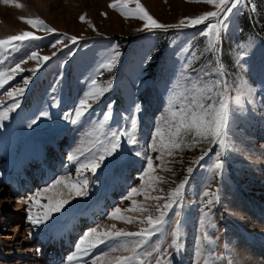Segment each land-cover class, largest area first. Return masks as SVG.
<instances>
[{
	"label": "rangeland",
	"instance_id": "1",
	"mask_svg": "<svg viewBox=\"0 0 264 264\" xmlns=\"http://www.w3.org/2000/svg\"><path fill=\"white\" fill-rule=\"evenodd\" d=\"M113 3L114 0H15L5 4L0 0V39L25 31L42 37L41 40L25 42L18 51L6 55L0 62V71L14 66L16 61L33 50H37L40 56L52 57L39 65L37 61H27L21 65L26 70L0 88V105L6 106L12 102L6 92L17 86L25 87L23 95L17 97L20 106L10 113V119L0 128V190L10 191L12 199L0 202V234H12L8 227L17 224L20 219L21 229L29 240L26 245H17L12 249L0 243V264H68L67 257L75 252L79 240L91 228L115 231L112 228L115 225L116 229L127 232L147 228V224L138 220L159 213L154 207L157 202L145 200L143 196H132L131 199L148 207V212L121 213L132 217L133 222L109 219L108 214L116 207H135L131 200L126 199L131 195L130 189L136 187L143 190L151 183L148 177L141 182L146 165L144 158L136 157L134 152L151 143L157 125L165 128V120L169 117L166 101L173 91L181 93L186 86L180 72L184 60L182 52L189 45L196 49L200 57L192 67L199 68L210 61L205 70L212 71L216 61L222 63V76L227 83L232 106H236V98H241L244 110L231 118L227 149L222 156V174L214 175L210 167L215 153L220 151L215 145L201 142L189 147L192 144L189 138L183 150L171 156L165 153L157 160L155 153H149L154 158L156 169L152 175L167 181L156 182L155 187L163 191L151 192V195L167 198L171 189L186 175L189 177L179 209L180 252L168 249L171 252L169 264H195L194 253L201 241L202 223L216 241L211 246L205 243L206 249L218 258L215 264H253L252 261L264 264V0H244L233 9L224 21L215 53L205 51L208 41L199 35L207 22L195 27L147 30L143 28V20L131 15L126 18L118 10L119 5L110 7ZM140 3L156 20L168 25L215 10L213 5L195 0H140ZM17 4L22 7H17ZM127 8L135 9L136 5L128 4ZM81 16H85V21H81ZM36 17L56 32L37 30L22 19ZM63 34L78 39L75 43L64 39V44L51 48L50 45L63 38ZM113 48H118L122 54L116 67L111 72L103 71L97 77L98 84L107 88V81L110 80L112 87L92 102L91 109L79 123L65 120L64 113L71 112L77 105L88 90L89 77ZM245 50L251 55L238 60V54ZM53 52H56L55 56H52ZM145 56H149L150 60L144 62ZM37 68L39 70L33 74L31 70ZM26 77L30 78V82L25 86L23 80ZM247 89L251 90V96L247 95ZM53 99L57 102L55 107L52 106ZM134 102L141 106L136 147L130 153V146L125 143L123 157L107 169H98L96 174L90 170L82 174L78 172L80 162L88 155L89 149H95L97 140L106 138L109 128L122 125L121 114L131 109ZM110 104L113 105L112 117L104 123L103 115ZM41 109L48 111L50 118L42 119L32 128L27 127L29 120ZM33 138L43 142L45 155L22 159L28 141ZM53 138L57 147L52 142ZM202 152H208V155L199 160ZM69 156L79 159L69 160ZM190 166L193 172L188 174L186 169ZM61 176L66 177L68 182L87 177V195L72 199L62 213L53 215V220L47 225L33 230L27 220L28 204L24 201L41 193L40 202L46 204L48 201L43 197L54 193H45L43 189ZM28 183L30 185L27 186ZM22 186H25L22 192L17 190ZM57 187L62 189L63 186ZM204 191L217 193L211 208L205 206L207 198L203 195ZM16 199L22 202L17 215L13 209ZM32 207L33 212L41 211L35 205ZM88 211L92 212V219H88ZM204 212L208 213L207 217ZM168 217L170 221L174 220L171 212ZM173 226L174 223L165 225L160 233L152 237L148 248L158 242L167 249L173 238ZM30 231L31 236L28 235ZM56 232L61 233L59 240L64 244L60 252L51 244L47 245ZM0 237V240L3 239ZM119 243L113 241L109 245ZM109 245L100 244L80 264H91L92 259L102 252H109L106 264H115L117 256L130 255L120 250L111 252ZM28 248L31 249L27 251L29 256L21 259L20 254Z\"/></svg>",
	"mask_w": 264,
	"mask_h": 264
},
{
	"label": "snow or ice",
	"instance_id": "2",
	"mask_svg": "<svg viewBox=\"0 0 264 264\" xmlns=\"http://www.w3.org/2000/svg\"><path fill=\"white\" fill-rule=\"evenodd\" d=\"M3 3H14L15 0H2ZM195 2H204L215 7L214 11H207L202 15L195 17H186L179 21V24H163L156 20L149 14L147 9L140 3V0H114V3L110 7L116 8L119 5V11L126 18L128 16H135L144 21V29H168V28H180V27H195L200 24H205L206 28L202 30L199 35L206 38L208 41L205 51L215 53L220 40L221 29L224 25L226 18L232 13L233 9L237 5L242 4L244 0H195ZM135 3L136 8H127L128 4ZM17 7L22 5L17 4ZM255 8L253 7V11ZM25 19V22L31 25L37 30L56 32L55 29L50 28L44 20L39 17ZM81 21H85V16L80 17ZM187 21V23H186ZM141 31L143 29H137ZM42 37L37 36L32 31H25L19 35H10L6 39H0V62L6 55H10L12 52L18 51V49L25 43L31 41L41 40ZM64 39L70 40L73 43L77 41L76 36H67L63 34V38L56 39L51 45V48H56L57 45L64 44ZM67 47V45H64ZM250 47V46H249ZM56 52L52 53L55 56ZM121 52L118 48H113L106 55V57L98 64L95 72L89 77L87 84V91L79 99L76 106H74L71 112L64 113V119L70 123H79L85 113L91 109L92 102L99 99L106 91L112 87V82L107 81V88L98 84L97 77L102 74L103 71L111 72L118 63ZM184 56L182 69L180 72L181 78L186 82V86L181 93L172 92L169 100L166 101V107L169 111V117L165 120V128L160 125L155 127V135L152 137L151 143L147 145L143 150H136L134 155L136 157H143L146 165L144 174L140 177L141 182L145 177H148L150 182L145 186L143 190L133 187L130 189L131 195L126 199L131 200L135 207L127 209H121L120 207L114 208V210L108 214L109 219H118L125 222H133V218L129 216H123V211L130 212H148V207L139 205L137 201L132 200V196H143L145 200L156 201L154 205L156 211L159 213L157 216L149 214L146 218L138 220L141 224H147V228H142L138 232H127L123 229H116L115 225L112 228L115 231H98L97 228H91L85 233L76 245L75 252L67 257L68 264H80V261L84 257L88 256L93 250H95L100 244L109 245V242L120 241L119 244L114 246L109 245L110 251H124L130 253V255H122L114 258L115 264H169L171 258V252L168 249H174L177 253L180 252V240H181V212L180 207L182 205L183 192L188 183L189 177L186 175L182 182H180L175 188L171 189L167 198L160 195H151V192L163 191L155 187L156 182H164L163 177L152 175L155 172L154 158L149 153H155L156 159L159 160L165 153L169 156L174 152L183 150L187 139H191L192 144L201 142L218 146L220 151L215 153V160L211 164V171L214 175L222 174L224 168V160L222 156L227 149L228 135L230 131L231 118L234 115H239L244 110V104L241 98H236L235 107L232 106V98L227 92V83L223 79L222 71L223 65L220 61H216V67L212 71H206L210 61H206L199 68H194L192 65L199 60L196 49L189 45L188 49L183 50ZM250 51H243L242 54H238L237 59L241 60L244 57H249ZM52 59L51 56H40L37 50L31 51L23 59L16 61L14 66L5 68L0 71V88H3L9 81L13 80L18 73L24 72L21 65L27 63L29 60L38 62H47ZM150 60L149 56H145L144 62ZM191 68V71H189ZM39 68L31 70L33 74L38 71ZM212 79H209V78ZM30 78H24L23 85H28ZM25 87L17 86L6 92V96L12 98V102L6 106L0 105V128L5 126L4 122L10 119V113L15 111L20 106V100L17 97L23 95ZM247 95L251 96V90H246ZM52 106H57V102L53 99ZM112 107L110 104L108 110L103 115V122H108L112 117ZM141 111V106L134 102L131 109L126 110L121 114L122 125L116 128H109V132L106 134V138L103 140H97L96 148L89 149L88 155L80 162V166L77 169L81 174L84 171H91L96 174L98 169L109 168L116 160L123 157L124 144L130 146L129 152L138 144L137 131H138V114ZM50 118V113L41 109L33 118H31L27 124V127L32 128L38 124L42 119ZM164 119V117H161ZM101 124V127L104 126ZM166 129V130H165ZM211 149H209L210 151ZM83 155V153H81ZM208 152H202L199 156V160H204ZM69 160L79 157L69 156ZM107 161V163H106ZM188 174L193 172V168L190 166L186 169ZM98 178V177H97ZM87 177L82 180L78 179L76 182H68L66 177L61 176L56 179L54 183L43 189L45 193H54L43 197L47 199L46 204H42L41 193H36L33 196L28 197L24 202L28 204L27 208V220L30 225L33 226V230L37 227L47 225L49 221L53 220V215L56 213H62L65 210V206L70 203L72 199L76 197H82L87 195L88 187ZM57 186H63L62 189H58ZM67 189V191H63ZM204 197H206L205 206L211 208L217 198L216 192L204 191ZM164 203H160V201ZM33 205L41 209V211L33 212ZM173 214V221L169 220L168 214ZM208 213L204 212V216L207 217ZM174 223L172 227L171 236L173 237L171 243L167 246V249L162 248L161 243H155L151 249L148 245L152 241V237L157 233H160L165 225ZM214 226V225H213ZM29 236L32 235L30 231ZM215 240L209 234L207 226L201 224V241L197 243V247L194 253L195 264H215L214 257L210 249H206L205 243L208 246L214 245ZM205 251L207 255L205 256ZM109 257V252H102L100 255L95 256L92 259L91 264H106L105 258Z\"/></svg>",
	"mask_w": 264,
	"mask_h": 264
},
{
	"label": "bare ground",
	"instance_id": "3",
	"mask_svg": "<svg viewBox=\"0 0 264 264\" xmlns=\"http://www.w3.org/2000/svg\"><path fill=\"white\" fill-rule=\"evenodd\" d=\"M153 98H155V95L153 96ZM53 144L57 147L58 146V144H57V142H56V139H54L53 138ZM34 155H36V156H38V157H40V158H42L44 155H45V147H44V145H43V142H41V141H34V138H33V140H30V141H28V143H27V145H26V147H25V150H24V152H23V154H22V159H24V158H28V157H30L31 159H34L35 157H34ZM36 159V158H35ZM38 159V158H37ZM39 161H41V160H39ZM44 163V162H43ZM46 163V162H45ZM19 165V164H18ZM43 165V164H42ZM20 167V166H19ZM47 170V169H46ZM48 171V170H47ZM21 172H22V170H21ZM49 172V171H48ZM24 173V172H23ZM26 174V173H25ZM30 176V175H29ZM28 176V177H29ZM26 177V176H25ZM25 180V179H24ZM29 182V181H28ZM27 183V182H26ZM18 184V183H17ZM27 186L28 185H30V184H26ZM21 186V185H20ZM27 188V187H26ZM25 189V186H22V187H20V188H17V190H19L20 192H22V190H24ZM10 191H8V190H6V189H2V190H0V202L1 201H5V200H7V201H9V200H12L11 198H10ZM17 197V196H16ZM18 197H20V196H18ZM3 198V200H1ZM16 202H15V207L13 208L15 211H16V215L18 214V211L20 212V205H21V203L22 202H19L20 201V199L18 200V199H16L15 200ZM99 204V203H98ZM101 208V207H100ZM101 209H103V208H101ZM100 209V210H101ZM85 213V212H84ZM92 212L90 213L89 211H88V213H87V215L89 216V218L88 219H92ZM85 217V216H84ZM9 219H11V218H9ZM16 219V218H15ZM75 220V219H74ZM12 222H14V219H12ZM18 223L17 224H11L10 225V227H8V230H10V231H12V234L11 233H8V232H4L3 233V235L2 234H0L1 236H2V238L3 239H1L0 240V243H2L3 242V244H4V246H6V247H10L11 249L12 248H14V247H16L17 245L18 246H22L23 244H25V243H28V239H26V237H25V231L23 232L22 231V229H21V222H20V219H18V221H17ZM15 223V222H14ZM70 224V223H69ZM23 226V225H22ZM77 226V225H76ZM1 231V230H0ZM71 231V230H70ZM74 231V230H73ZM60 233V232H59ZM71 234V233H70ZM1 238V237H0ZM72 239V238H71ZM26 245V244H25ZM55 245H56V243H55ZM17 246V247H18ZM29 250H31L30 248H28V249H25V251H23V253L22 254H20V258L21 259H24V258H27V256H29V255H27V254H29L27 251H29ZM25 256V257H24ZM34 261H35V259H34ZM33 261V262H34ZM19 263H21L20 261H19ZM26 263H27V261H26ZM39 263V262H38ZM55 263V262H54ZM252 263L253 264H257L255 261H252ZM45 264V263H44Z\"/></svg>",
	"mask_w": 264,
	"mask_h": 264
}]
</instances>
